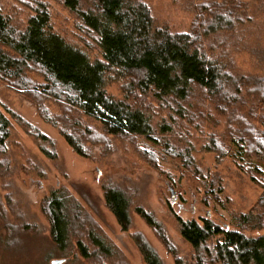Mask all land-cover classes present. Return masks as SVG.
<instances>
[{"label": "rangeland", "instance_id": "rangeland-1", "mask_svg": "<svg viewBox=\"0 0 264 264\" xmlns=\"http://www.w3.org/2000/svg\"><path fill=\"white\" fill-rule=\"evenodd\" d=\"M141 1L149 6L155 25L188 32L204 0ZM239 1L242 8L235 14L240 22L231 30L202 36L200 49L236 74L262 77L264 0ZM40 3L50 12L53 32L91 60L101 59L94 41L79 29L78 17L63 0H0L3 12L18 31L25 28ZM25 74L35 85L44 83L35 70ZM127 83V78L110 72L105 89L110 96L123 99ZM204 97L195 89L187 101L179 102L184 107L179 113L171 107L176 108L173 98L160 102L152 93L141 94L136 102L148 107L147 116L159 143L142 136L106 134L97 119L78 107L48 94L38 98L0 80V111L10 124L5 149L0 151V264H51L57 259H63L59 264H144L134 241L138 233L156 249L164 264H175L174 252L183 264H194V250L181 238L175 216L197 221L210 218L227 229L236 226L235 216L249 212L252 226H244L242 231L253 237L264 235L263 189L251 178L264 182V161L241 158L233 140L234 124L211 106L203 111L207 103ZM250 105L240 112L264 130V125L248 114ZM259 113L264 114V107ZM166 124L171 128L163 131ZM64 136L73 147H81V153L75 152ZM212 136L224 147L222 158L204 148ZM166 144L180 154H171ZM246 162L261 174L247 169ZM167 183L174 188L180 207L170 203ZM106 187L121 188L128 192L133 206L152 211L174 252H168L135 212L129 229L122 230L105 203ZM53 190L66 192L80 206L111 250V257L83 258L74 241L65 253L58 251L42 208L43 199Z\"/></svg>", "mask_w": 264, "mask_h": 264}, {"label": "trees", "instance_id": "trees-1", "mask_svg": "<svg viewBox=\"0 0 264 264\" xmlns=\"http://www.w3.org/2000/svg\"><path fill=\"white\" fill-rule=\"evenodd\" d=\"M235 3L236 0L202 1L191 30L186 32L155 25L149 6L141 0H63L64 6L78 17L79 29L101 52V59L94 60L51 30L50 12L44 4L36 5L25 28L19 31L0 6V80L38 98L48 94L78 107L97 119L106 134L142 136L159 143L147 116L148 107L136 101L145 93H152L160 102L173 98V111L181 113L184 107L179 102L187 101L197 89L207 100L203 111L211 106L216 114L228 117L234 124L233 140L240 148L241 158L264 161V130L240 112L251 102L248 114L264 125V114L259 113L260 107H264V76L236 74L204 54L199 44L202 36L231 30L240 22L235 11L242 4ZM27 70L41 73L44 83L38 86L31 82L25 74ZM110 72L128 79L123 99L110 96L105 89ZM26 127L32 132L27 123ZM163 127V131L171 128L168 124ZM9 129V120L0 111V151L5 149ZM64 138L73 147L70 138ZM204 148L218 158L225 155L216 136L210 137ZM73 149L77 153L82 150L78 146ZM166 149L180 154L169 145ZM245 165L261 174L249 162ZM251 178L263 189L262 200L264 182ZM104 199L122 230L129 229L131 214L135 212L168 252H174L163 225L152 211L133 206L128 192L106 187ZM42 208L49 221L51 239L60 253H65L74 241L83 258L111 257V250L92 222L66 192L51 191L43 199ZM252 218L249 212L241 213L235 216L236 226L226 229L210 218L197 221L175 216L181 238L194 250V264H264V235L249 236L241 229L252 226ZM134 241L144 264H164L140 233ZM89 246L94 249L91 251ZM174 256L175 264H183L175 252Z\"/></svg>", "mask_w": 264, "mask_h": 264}, {"label": "water", "instance_id": "water-1", "mask_svg": "<svg viewBox=\"0 0 264 264\" xmlns=\"http://www.w3.org/2000/svg\"><path fill=\"white\" fill-rule=\"evenodd\" d=\"M167 189L169 191V196H170V202L171 203H177V197H176V194H175V191H174V188L172 187V185L168 184L167 183ZM177 205L180 207V204L177 203ZM63 261V259H57V260H53L51 261V264H59Z\"/></svg>", "mask_w": 264, "mask_h": 264}]
</instances>
